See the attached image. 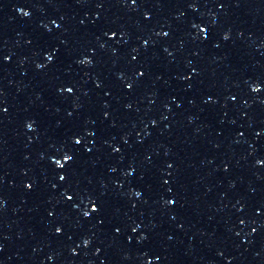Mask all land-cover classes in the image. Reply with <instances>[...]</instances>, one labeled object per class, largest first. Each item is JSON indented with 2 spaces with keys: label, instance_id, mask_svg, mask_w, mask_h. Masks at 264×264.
<instances>
[{
  "label": "snow or ice",
  "instance_id": "6c2138e0",
  "mask_svg": "<svg viewBox=\"0 0 264 264\" xmlns=\"http://www.w3.org/2000/svg\"><path fill=\"white\" fill-rule=\"evenodd\" d=\"M66 159H67V157H66Z\"/></svg>",
  "mask_w": 264,
  "mask_h": 264
}]
</instances>
